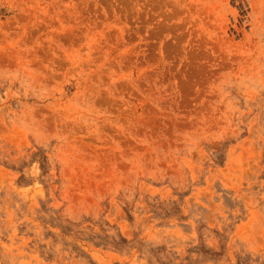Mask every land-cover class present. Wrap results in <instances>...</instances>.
I'll return each mask as SVG.
<instances>
[{
	"label": "rangeland",
	"instance_id": "obj_1",
	"mask_svg": "<svg viewBox=\"0 0 264 264\" xmlns=\"http://www.w3.org/2000/svg\"><path fill=\"white\" fill-rule=\"evenodd\" d=\"M0 264H264V0H0Z\"/></svg>",
	"mask_w": 264,
	"mask_h": 264
}]
</instances>
